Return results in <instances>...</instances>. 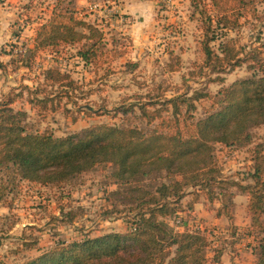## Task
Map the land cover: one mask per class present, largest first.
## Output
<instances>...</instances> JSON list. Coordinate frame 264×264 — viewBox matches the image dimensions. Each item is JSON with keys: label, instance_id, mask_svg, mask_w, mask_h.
<instances>
[{"label": "rangeland", "instance_id": "rangeland-1", "mask_svg": "<svg viewBox=\"0 0 264 264\" xmlns=\"http://www.w3.org/2000/svg\"><path fill=\"white\" fill-rule=\"evenodd\" d=\"M126 1H77L76 17L103 32L91 63L78 55L79 45L39 50L30 59L37 29L53 16L58 0H26L22 9L12 13L11 8V14L0 21V63L4 67L0 69L3 75L16 71L17 81L21 76L22 83L15 86L23 89L24 96L17 106L27 110L29 130H48L64 136L102 122L149 130L160 119L148 123L139 103L153 111L162 106V100L180 94L193 96L196 92L211 94L195 102V120L204 117L217 102L221 84L252 74L251 60L233 71H214L204 65L201 47L210 17L218 37L212 43L217 51L221 42L232 39L245 51L259 50L264 58V0L241 6L238 23L220 26L216 23L218 9L213 0H171L172 4L167 0H147L157 2L153 16L146 20L141 32L138 27L132 31L131 25L139 26L141 22L138 15L124 12L122 4ZM19 13L20 18L14 16ZM49 55L54 62L47 63ZM28 61L30 66H26ZM48 64L69 72L78 86L69 89L70 96H63L55 110L42 109L28 100L34 96L32 90L43 95L65 90L42 80L41 73ZM147 100L153 102L148 104ZM121 106L131 110L125 113ZM88 107L92 111L85 109ZM164 116L172 118V110L164 112ZM252 132V141L246 147L216 145L221 177L227 180L222 186L215 183L208 190L199 191L187 187L186 195L175 206L177 212L162 218L176 231L206 235L209 264H256L259 240L264 236V214L259 224L254 223L249 212L250 196L232 183L252 182L253 150L259 146L264 153V125ZM116 169L111 163H103L60 185L46 186L21 180L12 172L8 177L7 172L0 171V264H22L58 241L130 231L142 208L129 189L140 186L153 193L161 181L169 179L144 177L131 185L124 184L113 176ZM26 242H40L48 248L40 251L29 248ZM218 253L220 262L215 263Z\"/></svg>", "mask_w": 264, "mask_h": 264}, {"label": "trees", "instance_id": "trees-1", "mask_svg": "<svg viewBox=\"0 0 264 264\" xmlns=\"http://www.w3.org/2000/svg\"><path fill=\"white\" fill-rule=\"evenodd\" d=\"M77 1L58 0L53 16L37 29L30 59L39 50L53 51L62 45H79L78 55L86 63L96 57L103 32L93 23L76 17ZM213 1L218 9L216 23L220 26L238 23L241 6L252 0ZM209 19L201 47L204 65L214 71H233L251 60L252 74L221 84L217 102L202 118L195 120V102L210 97L208 92L167 98L153 111L139 103L148 123L160 119L149 130L102 122L80 132L56 136L48 130H29L27 111L13 107L23 90L0 99V171L7 172L8 177L12 172L32 183L60 185L100 164L111 163L117 167L113 176L120 183L131 185L144 177L169 179L161 181L153 193L140 186L130 187L132 198L139 201L142 211L127 233L107 232L80 241H58L22 264H209L206 235L176 231L162 218L177 212L175 206L186 195L187 187L208 190L215 183L222 186L227 181L221 177L222 169L216 160L217 144L246 147L252 141L253 129L264 125L261 52L245 51L244 46H238L232 39L221 42L217 51L212 43L218 37L212 28V18ZM26 66H30L29 61ZM0 67L4 68L2 63ZM43 75L45 82L61 85L65 90L44 95L39 90H30L34 96L28 100L42 109L55 110L63 96H70L69 89L78 86L70 73L58 66L46 68ZM85 109L91 111L89 107ZM120 109L125 113L131 110L124 106ZM170 109L173 116L167 118L164 112ZM253 152L252 182L232 183L250 196L249 212L253 222L259 224L264 214V153L259 146ZM220 215L218 211L217 216ZM214 262H220V253ZM256 264H264V236L259 240Z\"/></svg>", "mask_w": 264, "mask_h": 264}, {"label": "crops", "instance_id": "crops-1", "mask_svg": "<svg viewBox=\"0 0 264 264\" xmlns=\"http://www.w3.org/2000/svg\"><path fill=\"white\" fill-rule=\"evenodd\" d=\"M153 2V4L151 5V3ZM154 2L156 3L157 1H149L147 2V0H127L125 3H123V7H124V12L126 13H131L132 15H138V20L139 22H141L139 24V26H136V23L132 24V31L135 30L136 27H138L137 30H139V32H141L140 30L143 29V26H145L146 24V20L149 17L153 16V11H154ZM26 0H0V21L3 22V20L5 21L6 16L10 15V9L13 8V12L17 11L18 9H22L23 5H25ZM16 13V12H15ZM15 17L20 18V13L14 14ZM36 37V36H35ZM34 37V40H35ZM49 57L51 58V55H49ZM48 62H54L53 59H47V63ZM51 64H48L44 70L48 67H51ZM63 70V68H62ZM18 71H20V69H18ZM16 71H11L9 73H6L5 75L2 74V70L0 69V90H2V94L0 96V99L4 98L5 96H8L11 92H21L23 89L20 87V89H22L21 91L18 90V87H16L15 85L21 84L22 82L21 80V76L19 77V80L17 81V79L15 78L16 76ZM43 75V73H41ZM42 80L45 82L44 80V75ZM27 85V84H24ZM33 89V88H32ZM24 93V92H23ZM22 96H24V94L20 95L17 100L15 101V103L13 104V107L18 110V109H22L25 110L24 108L18 107L17 103L19 102V98H21ZM92 111V109H90ZM27 111V110H25ZM29 248H36L37 250H44L46 248H48V246L45 248L43 247L40 242L35 244L34 242H30V243H25ZM51 245V244H50ZM42 253V252H41ZM40 253V254H41ZM39 255V254H38Z\"/></svg>", "mask_w": 264, "mask_h": 264}, {"label": "built area", "instance_id": "built-area-1", "mask_svg": "<svg viewBox=\"0 0 264 264\" xmlns=\"http://www.w3.org/2000/svg\"><path fill=\"white\" fill-rule=\"evenodd\" d=\"M167 2L170 3V4L173 3L171 0H167ZM179 222H180V221L178 220V223H179Z\"/></svg>", "mask_w": 264, "mask_h": 264}]
</instances>
